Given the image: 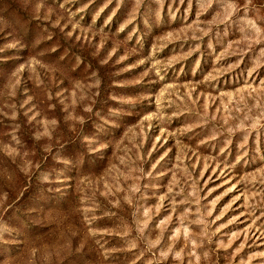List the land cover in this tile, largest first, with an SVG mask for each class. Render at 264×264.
<instances>
[{
  "label": "rangeland",
  "instance_id": "1",
  "mask_svg": "<svg viewBox=\"0 0 264 264\" xmlns=\"http://www.w3.org/2000/svg\"><path fill=\"white\" fill-rule=\"evenodd\" d=\"M0 264H264V0H0Z\"/></svg>",
  "mask_w": 264,
  "mask_h": 264
}]
</instances>
